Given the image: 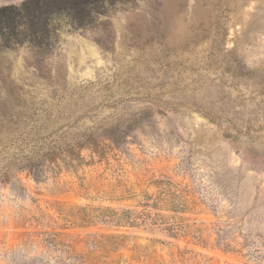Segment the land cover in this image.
Instances as JSON below:
<instances>
[{
	"label": "rangeland",
	"instance_id": "obj_1",
	"mask_svg": "<svg viewBox=\"0 0 264 264\" xmlns=\"http://www.w3.org/2000/svg\"><path fill=\"white\" fill-rule=\"evenodd\" d=\"M80 21L0 44V264H264V0Z\"/></svg>",
	"mask_w": 264,
	"mask_h": 264
},
{
	"label": "trees",
	"instance_id": "obj_2",
	"mask_svg": "<svg viewBox=\"0 0 264 264\" xmlns=\"http://www.w3.org/2000/svg\"><path fill=\"white\" fill-rule=\"evenodd\" d=\"M111 0H24L20 4L0 6V44L42 45L48 43L54 34L53 21L63 16L68 20L83 22L92 15L97 5H105ZM92 138L78 141L74 146L80 150L85 147L97 148ZM80 158V157H79Z\"/></svg>",
	"mask_w": 264,
	"mask_h": 264
},
{
	"label": "clouds",
	"instance_id": "obj_3",
	"mask_svg": "<svg viewBox=\"0 0 264 264\" xmlns=\"http://www.w3.org/2000/svg\"><path fill=\"white\" fill-rule=\"evenodd\" d=\"M30 255H40L42 257H45L47 255V253H44V252H39L37 249H33L30 253ZM27 258V256H26Z\"/></svg>",
	"mask_w": 264,
	"mask_h": 264
},
{
	"label": "crops",
	"instance_id": "obj_4",
	"mask_svg": "<svg viewBox=\"0 0 264 264\" xmlns=\"http://www.w3.org/2000/svg\"><path fill=\"white\" fill-rule=\"evenodd\" d=\"M4 1H7V2H16L17 0H4ZM6 3H3V0H0V5H3V4H6Z\"/></svg>",
	"mask_w": 264,
	"mask_h": 264
}]
</instances>
